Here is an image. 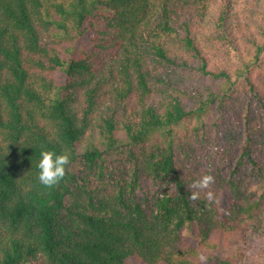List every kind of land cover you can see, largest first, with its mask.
I'll return each mask as SVG.
<instances>
[{
    "label": "trees",
    "instance_id": "1",
    "mask_svg": "<svg viewBox=\"0 0 264 264\" xmlns=\"http://www.w3.org/2000/svg\"><path fill=\"white\" fill-rule=\"evenodd\" d=\"M263 54L264 0H0V264H233L264 227ZM42 150L71 161L51 189Z\"/></svg>",
    "mask_w": 264,
    "mask_h": 264
},
{
    "label": "rangeland",
    "instance_id": "2",
    "mask_svg": "<svg viewBox=\"0 0 264 264\" xmlns=\"http://www.w3.org/2000/svg\"><path fill=\"white\" fill-rule=\"evenodd\" d=\"M257 71H264V54L256 65ZM246 87V82L240 80L236 88ZM227 204V202H225ZM182 235L186 242L197 244L199 237L197 228L185 227L182 229ZM217 255L221 257L231 256L233 264H264V227L259 230L252 229L245 240L230 239L228 243L216 249ZM126 264H145L140 258L133 257L128 259ZM198 264H210L206 259L201 260Z\"/></svg>",
    "mask_w": 264,
    "mask_h": 264
},
{
    "label": "clouds",
    "instance_id": "3",
    "mask_svg": "<svg viewBox=\"0 0 264 264\" xmlns=\"http://www.w3.org/2000/svg\"><path fill=\"white\" fill-rule=\"evenodd\" d=\"M70 162V157L67 153L56 154L54 151L42 150L41 159L37 165L40 184L49 189L58 185L65 178L66 166ZM214 183V176L209 174L203 175L200 179L195 180L190 185V188L198 191H192L189 199L196 201L199 198L200 192L210 189ZM206 197L209 201H213V192L211 190L207 191ZM200 259L203 260L204 257H200Z\"/></svg>",
    "mask_w": 264,
    "mask_h": 264
}]
</instances>
